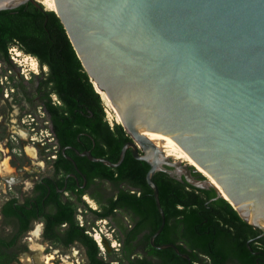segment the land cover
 I'll return each instance as SVG.
<instances>
[{"label": "water", "instance_id": "obj_1", "mask_svg": "<svg viewBox=\"0 0 264 264\" xmlns=\"http://www.w3.org/2000/svg\"><path fill=\"white\" fill-rule=\"evenodd\" d=\"M53 1L130 137L116 162L80 154L117 167L131 149L150 165L146 179L161 215L151 244L190 261L174 243H155L166 222L153 180L160 170L213 189V199H225L264 235V0ZM29 2L44 6L0 0V10ZM143 130L164 136L156 141Z\"/></svg>", "mask_w": 264, "mask_h": 264}, {"label": "trees", "instance_id": "obj_2", "mask_svg": "<svg viewBox=\"0 0 264 264\" xmlns=\"http://www.w3.org/2000/svg\"><path fill=\"white\" fill-rule=\"evenodd\" d=\"M15 47L35 56L41 65L48 67V71L39 79L38 90H43L45 97L56 94L60 98V105L54 109L59 114L61 144L83 143L86 144L83 147L92 150L96 157L118 161L121 149L130 137L120 123L111 126L105 118L101 93L91 82L56 12L31 2L14 9L0 10V61L10 69L15 64L9 50ZM34 76L38 78L37 75ZM24 82L22 80L18 86L25 88ZM3 92L4 85L0 83V96ZM90 163L97 167L100 177L124 181L141 190L140 195L126 192L125 197L130 199V205L140 216L139 230H147L144 239L147 244L146 253L144 256H137L136 253L139 254L140 251L126 240L122 247L121 262L188 264L189 261L178 255L173 248L159 249L150 243L151 235L161 224L153 190L146 180L150 165L136 159L130 150L115 168L102 162ZM96 173L92 175L95 176ZM153 180L159 188V198L166 217L162 231L155 238L156 244H176L181 252L191 257V264L208 263L203 255L213 264H224L223 259L217 260L220 255L224 256V260L231 255L236 264H264L262 231L244 221L225 199H213V189H200L189 183H182L161 170L154 174ZM79 204L84 209L103 216L85 202L75 203L61 198L56 212L46 219L44 235L66 247L75 243L82 244L89 264H113L100 255L97 241L87 232L88 225H81L77 221L76 207ZM175 227L178 234L172 236L171 233L176 231ZM177 240H182V243L177 244ZM151 253H154V259L147 257ZM13 258L14 253L5 251L0 246V264H8Z\"/></svg>", "mask_w": 264, "mask_h": 264}, {"label": "flooded vegetation", "instance_id": "obj_3", "mask_svg": "<svg viewBox=\"0 0 264 264\" xmlns=\"http://www.w3.org/2000/svg\"><path fill=\"white\" fill-rule=\"evenodd\" d=\"M26 82L29 83V81ZM0 83L4 85L1 80ZM38 85L39 80L35 82L33 87L34 94L23 91L22 97L0 96V113L5 111L4 114L6 113L9 116L8 120L11 122L14 121L11 118L14 115L17 123L25 128L24 132L27 137L23 138L30 141L29 143L32 144L29 146L35 150V154L30 155L26 151L27 145H22L30 161L25 159L16 168L10 165L14 170L12 174L7 175L4 173L2 164L6 158L9 159L10 164L13 160V156H6V152H11L8 144L11 136H13V130L10 129L13 124L8 128L5 151L1 146L2 144H0V179L3 180L0 181V240L2 241L0 246L3 250L14 253V257L18 256L27 245V235H33L39 229V236L43 239L54 241L61 248L67 249L68 247L61 242L46 238L44 235L46 219L48 215L56 212L57 204L61 198L64 201L71 200L75 203L86 202L85 200L90 198L96 204V207L91 204L90 208L101 212L103 216H99L88 209L84 210L92 218L97 220L107 219L113 224L114 231L120 240V250L122 251L125 241L129 240V244L132 247H137L140 251L136 255L144 256L147 245L144 239L147 230L146 228L139 230L141 227L140 216L130 205V199L128 200L125 197L126 192L140 195L141 190L124 181L100 177L101 173H98L97 167L90 163L96 161L80 154L84 151H90L94 155L92 150L83 147L86 144H61L58 129L59 114L54 109L60 105V98L56 94L45 97V92L38 90ZM25 113L32 115L31 121L25 120L23 117ZM14 133L17 134L16 131ZM34 134L40 135V139L37 136L34 137ZM18 135L21 136L20 133ZM95 146L94 143L93 147ZM129 150L131 151V149ZM166 167L176 170L173 167ZM17 169H20V171ZM19 172H22V174ZM192 172L196 177H199L198 172L194 170ZM94 173H96L95 176L92 175ZM179 177V174L176 173L174 178L178 180ZM179 181L188 183L184 175L182 180L179 179ZM18 186L20 187L18 188ZM78 207H83V205L79 204ZM175 229L176 231L171 233L172 236L178 234L177 227ZM133 230H135V233ZM176 242L181 244L182 240ZM75 244H79L85 249L82 244ZM147 257L154 259L155 255L151 253ZM202 257L208 262L206 264H213L209 263L207 256L203 255ZM222 259L224 264H236V260L231 255H228L225 260L224 256L220 255L217 260ZM189 262L192 263L191 257ZM201 264L204 263L201 262Z\"/></svg>", "mask_w": 264, "mask_h": 264}, {"label": "rangeland", "instance_id": "obj_4", "mask_svg": "<svg viewBox=\"0 0 264 264\" xmlns=\"http://www.w3.org/2000/svg\"><path fill=\"white\" fill-rule=\"evenodd\" d=\"M41 1V0H40ZM44 7L46 5L44 4ZM46 9H48L46 7ZM52 10V9H49ZM11 60L15 64L13 68H8L7 64L0 61V80L4 84V94L2 97H22L23 91H28L29 93H35L33 90V87L35 85V82L40 79V77L45 74L48 71L47 66H43L40 64L39 60L30 54L25 53L21 49L15 47L11 48L9 50ZM32 60L37 61V67L36 69L33 68ZM34 75H37L38 78H36ZM28 79V80H27ZM25 80V88H20L18 84ZM33 81L32 83H27L26 81ZM102 96V95H101ZM103 100V98H102ZM21 103V102H20ZM104 106H105V118L108 120L109 123H117V120L115 118V113L112 112L111 118H109L108 108L103 100ZM3 111L0 113V144L5 149L7 148L5 142H7L8 137V128L10 126V129L13 130V136H11L9 141L8 148L11 149V152H6V156H13V160L11 163V166L16 168L19 166V163L24 161L25 159H29L27 154L22 148V145H31L26 139L23 138V135H21L20 132H24L25 128L20 125V123H17L16 118L11 116V118L14 120L11 122L8 120L7 114ZM114 113V114H113ZM23 117L27 121L32 120V115L30 113L23 114ZM7 123H9L7 125ZM17 124V125H16ZM14 131L17 132L14 133ZM20 133L21 136L18 135ZM37 136L34 134V137ZM38 139H40V135L37 136ZM14 162V163H13ZM21 166V165H20ZM20 171V169H17ZM22 174V172H19ZM2 179H0L1 181ZM3 181V180H2ZM20 186H18L19 188ZM88 207L92 204L94 207H96V204L92 202V199H86L85 200ZM77 221L82 225L86 224L88 225V234L91 235L96 241L95 235L99 232L102 236V245L97 241L99 247H100V255L103 257L104 260L110 261L113 264H123L122 261V251L120 250V240L118 238L117 233L114 231V226L111 222H109L107 219H95L90 216L89 213H87L83 207H76ZM27 245L25 246V249H23L18 256H15L8 264H24V260L27 258L33 259L37 253L38 250L35 248V244H39L43 247V254L49 255L53 254L55 256V259L52 260L55 264H60L62 262V258L65 257L68 260L74 261L77 264H89L88 260L86 258L85 249L79 245L75 244L71 247H68L67 249L61 248L56 242L54 241H47L43 239L41 236H36L29 234L27 235ZM104 239H106V242L109 243L110 249H107L104 245Z\"/></svg>", "mask_w": 264, "mask_h": 264}, {"label": "bare ground", "instance_id": "obj_5", "mask_svg": "<svg viewBox=\"0 0 264 264\" xmlns=\"http://www.w3.org/2000/svg\"><path fill=\"white\" fill-rule=\"evenodd\" d=\"M41 1L46 5V7L48 9H52V10L54 9V1L53 0H41ZM32 61H33L32 62L33 68L36 69L37 61L36 60H32ZM99 91L102 95V98H103L105 104L107 105L109 118H111L110 116H111L112 112L110 110H112L115 113V114L114 113L113 114L115 115L116 120L119 121L120 120L119 115L117 114V112L114 108V105L112 104L110 98L108 97V95L106 94L105 91H102L100 89H99ZM143 132L146 133L151 138L155 139L156 141H159L164 136V134H162V133L153 132V131L143 130ZM20 133H21V135H23V137H25V138L27 137L25 132H20ZM26 151L30 155L35 154L34 148H32L29 145L26 146ZM188 163H189V161H188ZM10 165L11 164L9 163V159L6 158L2 164V168L4 169V173L7 175L12 174V172L14 170ZM198 169L201 170V168H199V167H198ZM33 234L39 237V229H37ZM95 237H96L97 241L102 245L103 240H102L101 234L98 232L95 235ZM34 246L38 250L37 255L33 259H31V258L25 259L24 264H55L52 262V260L55 259V256L53 254L45 255V254H43V247L41 245L36 243ZM60 264H77V263L63 257L62 262Z\"/></svg>", "mask_w": 264, "mask_h": 264}, {"label": "built area", "instance_id": "obj_6", "mask_svg": "<svg viewBox=\"0 0 264 264\" xmlns=\"http://www.w3.org/2000/svg\"><path fill=\"white\" fill-rule=\"evenodd\" d=\"M110 124H111V126H113V123L112 122Z\"/></svg>", "mask_w": 264, "mask_h": 264}]
</instances>
